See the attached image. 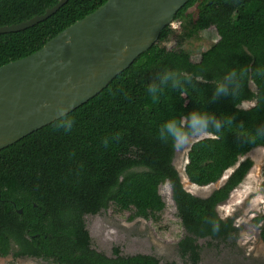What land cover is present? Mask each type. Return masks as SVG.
<instances>
[{
    "label": "trees",
    "instance_id": "16d2710c",
    "mask_svg": "<svg viewBox=\"0 0 264 264\" xmlns=\"http://www.w3.org/2000/svg\"><path fill=\"white\" fill-rule=\"evenodd\" d=\"M105 1L68 0L44 21L0 34V66L37 51ZM57 2L0 0V26L40 15ZM192 6L193 31L213 27L218 35L198 62L178 41L165 47L173 33L166 26L155 44L86 103L0 149V256L43 257L57 264H174L151 255L123 256L117 247L108 257L91 248L85 222L114 207L130 213L129 219L157 224L165 208L159 190L164 184L183 230L178 252L190 263L200 260L199 239L225 241L238 233L234 218H221L217 207L252 167L249 158H240L264 147V0H188L173 22L185 19ZM164 70L191 82L184 90L167 86L153 95L149 84H159ZM218 83L230 95L211 102ZM194 108L220 116L222 126L190 145L187 180L207 186L233 169L205 197L183 188L173 165L176 147L157 138L160 125ZM260 186L264 190V164ZM253 221L264 243V214Z\"/></svg>",
    "mask_w": 264,
    "mask_h": 264
},
{
    "label": "water",
    "instance_id": "95a60500",
    "mask_svg": "<svg viewBox=\"0 0 264 264\" xmlns=\"http://www.w3.org/2000/svg\"><path fill=\"white\" fill-rule=\"evenodd\" d=\"M67 1L58 0L28 20L0 26V34L30 28ZM187 1L106 0L37 51L1 65L0 149L65 116L102 91L157 42L162 29L173 22Z\"/></svg>",
    "mask_w": 264,
    "mask_h": 264
},
{
    "label": "rangeland",
    "instance_id": "374dc122",
    "mask_svg": "<svg viewBox=\"0 0 264 264\" xmlns=\"http://www.w3.org/2000/svg\"><path fill=\"white\" fill-rule=\"evenodd\" d=\"M196 7L188 10L185 19H179L172 24V35L163 43L171 49L178 41L189 53L192 62H198L202 52L218 40L213 27L203 31H193ZM253 89V86H251ZM253 101L244 102L241 108H249ZM196 137V140L208 137ZM190 144V145H191ZM189 146L176 148L173 165L177 170L182 186L193 195L205 197L221 186L233 169L227 170L215 183L207 186L190 184L184 174L186 154ZM252 161V167L244 180L230 193L225 203L217 207L221 218H234L238 233L225 241L199 239L200 260L197 264H264V243L259 238V225L254 219L264 214V190L262 166L264 164V147H257L244 157ZM189 182H187V181ZM160 193L165 201V208L160 221L155 224L144 218L129 219L128 212H119L114 207L100 211L97 215L85 219L90 234V246L96 251L110 257L112 249L117 247L123 256L144 254L157 258L160 263L192 264L187 258L180 256L177 243L183 235L179 219L170 198L167 184L160 186ZM0 264H57L50 258L43 257H13L12 253L0 256Z\"/></svg>",
    "mask_w": 264,
    "mask_h": 264
},
{
    "label": "clouds",
    "instance_id": "9594fccd",
    "mask_svg": "<svg viewBox=\"0 0 264 264\" xmlns=\"http://www.w3.org/2000/svg\"><path fill=\"white\" fill-rule=\"evenodd\" d=\"M123 47L124 50H127L128 45L125 44ZM158 78L159 84L155 80L149 84L148 91L153 95L167 86H171L174 90H184L185 83L191 82L189 77H181L180 74L171 70H164L159 74ZM228 95L230 93L224 89L223 84L218 83L213 87L210 101L215 102L221 96ZM63 114L61 113V115ZM221 126L220 116L207 109L200 110L194 108L187 114H181L179 118L169 119L160 125L157 129V138L165 143L171 141L174 147L183 149L189 146L196 137H203L212 129L218 131ZM67 127H71V122L68 123Z\"/></svg>",
    "mask_w": 264,
    "mask_h": 264
},
{
    "label": "bare ground",
    "instance_id": "6f19581e",
    "mask_svg": "<svg viewBox=\"0 0 264 264\" xmlns=\"http://www.w3.org/2000/svg\"><path fill=\"white\" fill-rule=\"evenodd\" d=\"M228 171H229V169H228Z\"/></svg>",
    "mask_w": 264,
    "mask_h": 264
},
{
    "label": "built area",
    "instance_id": "2783aa9c",
    "mask_svg": "<svg viewBox=\"0 0 264 264\" xmlns=\"http://www.w3.org/2000/svg\"><path fill=\"white\" fill-rule=\"evenodd\" d=\"M172 24V23H171Z\"/></svg>",
    "mask_w": 264,
    "mask_h": 264
}]
</instances>
